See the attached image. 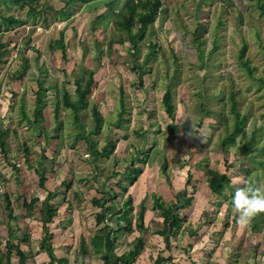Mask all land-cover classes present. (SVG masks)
I'll use <instances>...</instances> for the list:
<instances>
[{
    "label": "rangeland",
    "instance_id": "rangeland-1",
    "mask_svg": "<svg viewBox=\"0 0 264 264\" xmlns=\"http://www.w3.org/2000/svg\"><path fill=\"white\" fill-rule=\"evenodd\" d=\"M45 1L52 11H45L34 26L0 33V42L9 49L0 65V129L9 130L7 155L0 154V243L8 239L9 227L14 243L27 237L26 243H20L29 256L26 264L31 263L45 233L43 209L55 208L53 224L63 223L64 230H69L66 247L76 252L74 237L87 241L97 229L94 214L98 209L90 204L94 189L103 182L113 186L105 178L114 170L123 174L142 150L148 153L146 163L135 165L143 168L142 176H148L144 204L149 207L153 195L170 189L179 172H186L194 163L203 167V173L208 168L226 171L236 187L237 178L264 173V18L257 8L264 0H162L160 15L138 43L136 55L127 42L114 43L120 32L112 26L107 8L110 0ZM111 1H117L118 9L123 0ZM0 9L24 18V11ZM59 11L68 17L62 19ZM61 36L65 57L56 48L55 41ZM150 45L155 46L154 54L145 67L146 74L140 77ZM84 69L94 70V86L80 121L88 132L94 128L91 108L101 113L100 130L90 137L98 150L109 141L115 143L107 158H93L85 141L75 139L78 129L72 113L61 104L64 90L76 98L74 80ZM38 82L46 88L47 140L21 114L23 109L31 117ZM170 83L174 121L165 115L161 104V95ZM234 103L245 122L223 153L220 143L234 127ZM56 105L59 119L52 116ZM122 109L125 114L117 127ZM190 120H195L196 126L201 123L191 138L179 134V127ZM24 145L29 149L27 156ZM163 160L167 161L165 173L160 169ZM39 163L46 173L44 188L38 186L35 173ZM235 188L225 186L227 196H232ZM73 192L78 193L80 202L72 200ZM5 194L14 220L6 218ZM224 195L222 192L220 198ZM31 197L38 201L29 213L23 202ZM257 220L263 224L264 214L252 221ZM117 250L122 251L121 246ZM12 263L18 264L15 256Z\"/></svg>",
    "mask_w": 264,
    "mask_h": 264
},
{
    "label": "trees",
    "instance_id": "trees-1",
    "mask_svg": "<svg viewBox=\"0 0 264 264\" xmlns=\"http://www.w3.org/2000/svg\"><path fill=\"white\" fill-rule=\"evenodd\" d=\"M73 1V0H69ZM117 1L107 2L108 10L111 12V22L115 31H119L120 35L117 39H113L114 43L124 44L128 43L136 55L139 52L138 43L145 38L146 31L148 28L156 21L157 17L160 15L162 8V0H123L118 9H115V4ZM0 7L5 10H10L13 7V10L24 11V18L20 16H15L9 13L0 12V33L2 31H10L15 27H22L27 24H32L40 19L43 13L47 10L52 11V8L45 0H0ZM257 8L259 10L260 17L264 18V2H258ZM1 10V9H0ZM59 15L62 19L67 18V14L64 11H59ZM102 15H99L98 18H101ZM95 23V22H94ZM94 27V26H93ZM135 28V29H134ZM33 30V29H32ZM56 48L61 51L62 55L65 57V46L63 44V37L61 36L56 41ZM29 43V40L26 44ZM112 41L109 46H111ZM155 48L154 45H150V51L145 56L142 69L144 70L140 73V77L146 74L145 67L151 61L154 52L152 50ZM14 51V49H13ZM98 51V49H97ZM244 48L241 50L239 58L241 59L244 53ZM9 49H6L5 46L0 42V65L4 62V57L8 54ZM101 53V52H99ZM97 61L100 62V55H97ZM19 73L18 76H20ZM94 70L84 69L79 77L74 80V94L75 99L70 97L68 91L64 90L61 94V104L64 108H67L72 113L73 125L78 129L75 139L84 140L87 145V151L93 158H107L110 154H113L115 150V143L112 141L107 142V144L102 147L100 150L96 148V144L91 140L92 135H96L101 127L103 117L101 113L95 108H91V115L94 121V128L88 132L85 130V126L80 121V112L85 110L88 106V96L92 92L94 86ZM46 88L43 87L42 82L37 83V89L35 91L34 99V109L32 111L31 117H29L25 111L22 109V119L27 122H32L36 129L38 130V135L43 136L46 140L48 139V134L46 131L47 115L44 108L46 107V101L43 97L45 94ZM161 104L163 112L171 120H175V103H174V90L173 85L170 83L166 86L164 92L161 95ZM232 115L234 116V127L231 134L222 139L220 143V151L225 153L226 147L230 142L234 140L238 134L241 126L245 122V118L240 117V113L237 110L236 103L232 105L231 108ZM52 116L55 119H59V106L56 105L53 108ZM125 114L124 109L119 113V119L116 123L118 127L122 121V115ZM208 113H206L207 115ZM201 126L199 123L197 131ZM183 130L185 133L189 131V123L186 121L183 124ZM16 134V132H12ZM8 129H0V154L6 156V142L5 137L8 136ZM23 152L27 156L29 149L26 145L23 146ZM140 158L137 161L133 160L129 163L124 169L123 174H120L118 170H114L110 173L105 179L106 182H113L112 185H108L103 182V185L98 189H94L90 204L93 208L98 209L95 212V224L97 229L94 231L92 236L89 238V244L93 248L95 253L101 255L103 264H131L135 262L143 250L144 242L142 239V233L145 231L144 227V200H142L135 207L134 197L128 193L129 188L132 187L143 174V168L137 167V164L146 163L148 153L144 150L138 153ZM44 158V157H43ZM28 157H25V162L28 164ZM37 168L35 167V173L38 176V186L44 188L46 182V173L41 163ZM15 166V165H13ZM29 167L30 164H28ZM229 167L232 168V165ZM16 168V167H14ZM34 168V167H33ZM167 168V161L163 160V163L160 167L161 171L165 173ZM17 172V169H15ZM205 180L210 192L216 196H220L225 188L231 182V178L227 175V172H219L214 169H205L204 170ZM190 174H187V184L190 181ZM108 180V181H107ZM115 181V182H114ZM108 185V186H106ZM118 185V186H117ZM116 189L118 191H116ZM185 200H181L180 197H177L176 202H164L160 197L153 195V209L159 210L160 216L163 218V225L165 229L163 231L157 232V234L165 235L168 233L170 226L174 229L178 228V225L181 221L179 218V212L181 209L188 207L191 203V197H186V191L183 192ZM115 198V199H114ZM72 200H77L78 202L81 199L78 197L77 192H73ZM4 201V210L7 220H14V212L11 205V201L7 194L3 197ZM38 201L37 197H31L30 201L26 200L23 202L26 210L30 213L33 209L34 203ZM110 207L109 209H107ZM158 207V208H157ZM56 210L55 208L48 207L43 209V217L41 219L42 229L44 232L48 230L46 226L47 223L51 222L55 217ZM108 218V219H107ZM107 223V224H106ZM118 226V227H117ZM108 227V228H107ZM110 227V228H109ZM138 232V236L129 243V249L121 254H116V249L121 245L117 242L119 237L122 235L129 237L134 232ZM142 231V232H141ZM9 237L4 242L0 243V264H13V256L17 258L18 264H26L27 256L24 251L20 249V243H26L27 237H23L22 241L19 243L13 242V232L11 228H8ZM107 237L110 238L111 248L107 249ZM108 238V239H109ZM81 242V243H80ZM79 242L80 252L82 254H87V243L84 238H81ZM123 246V245H122ZM40 250L44 249V246L39 247ZM111 254L115 255L114 258L111 257ZM60 264H65V260H62Z\"/></svg>",
    "mask_w": 264,
    "mask_h": 264
},
{
    "label": "crops",
    "instance_id": "crops-1",
    "mask_svg": "<svg viewBox=\"0 0 264 264\" xmlns=\"http://www.w3.org/2000/svg\"><path fill=\"white\" fill-rule=\"evenodd\" d=\"M196 165L194 163L186 172H179L180 176L172 181L176 186L172 184L170 189L163 188L156 196L164 202H176L177 197L185 200L183 192L186 191V197H191L190 205L179 212L181 221L178 228L170 226L167 234H157L165 229L163 218L159 210L153 209V204L152 207L144 204L145 231L141 234L144 246L137 260L131 264H254L255 260L256 264H264V254L260 255L264 253V223L257 220L252 221L247 228L238 226L230 207L232 196H227L225 190L224 198L212 194L202 172L203 167ZM188 173L191 178L187 184ZM232 180L230 185L235 188ZM147 181L148 176L141 175L129 188L128 193L134 197L135 207L142 200L145 201ZM46 226L48 230L40 238L30 264H60L62 260H65V264H103L101 255L95 253L88 243L92 235L86 241L87 254H82L79 251L80 237H74L76 252L66 247L70 238L69 230H64L63 223L56 226L52 219ZM243 232L247 234L246 237H243ZM137 236L136 231L126 238L121 235L117 242L122 251L116 249V254L127 251L129 243ZM108 238L107 249L111 248ZM41 245L44 246L43 250L39 249ZM111 257L115 255L111 254Z\"/></svg>",
    "mask_w": 264,
    "mask_h": 264
},
{
    "label": "clouds",
    "instance_id": "clouds-1",
    "mask_svg": "<svg viewBox=\"0 0 264 264\" xmlns=\"http://www.w3.org/2000/svg\"><path fill=\"white\" fill-rule=\"evenodd\" d=\"M188 122H190L189 131L183 132V125H181L179 134L191 138L196 136L194 134L197 131L196 121L190 120ZM199 136L203 137L202 134ZM237 182L239 186L235 188L230 207L236 216L238 226L247 228L257 215L264 214V173H253L251 177L243 179L237 178Z\"/></svg>",
    "mask_w": 264,
    "mask_h": 264
},
{
    "label": "bare ground",
    "instance_id": "bare-ground-1",
    "mask_svg": "<svg viewBox=\"0 0 264 264\" xmlns=\"http://www.w3.org/2000/svg\"><path fill=\"white\" fill-rule=\"evenodd\" d=\"M8 152V151H7ZM43 159V158H42ZM18 181V180H17ZM115 182V181H114ZM114 186V185H113ZM118 186V185H117ZM76 191V190H75ZM167 191V190H166ZM163 198V197H162ZM115 199V198H114ZM193 199V198H192ZM43 202V201H42ZM153 204V203H152ZM158 208V207H157ZM182 210V209H181ZM152 211V210H151ZM160 212V211H159ZM158 215V213H157ZM42 219V218H41ZM108 219V218H107ZM155 219V218H154ZM156 220V219H155ZM107 224V223H106ZM226 225V224H225ZM118 227V226H117ZM108 228V227H107ZM110 228V227H109ZM142 232V231H141ZM146 233V232H145ZM81 243V242H80ZM253 248V247H252ZM252 258V257H251Z\"/></svg>",
    "mask_w": 264,
    "mask_h": 264
}]
</instances>
